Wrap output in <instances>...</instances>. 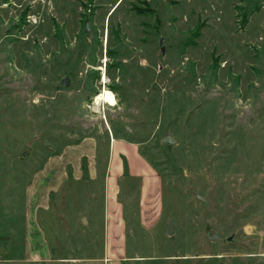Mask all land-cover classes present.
Here are the masks:
<instances>
[{"label":"rangeland","instance_id":"rangeland-1","mask_svg":"<svg viewBox=\"0 0 264 264\" xmlns=\"http://www.w3.org/2000/svg\"><path fill=\"white\" fill-rule=\"evenodd\" d=\"M101 67L112 107L93 104ZM111 133L138 145L162 182L163 217L136 234L139 255L264 264V0H0V259L33 174L90 138L103 177ZM84 181L73 194L100 199L101 179ZM67 197L53 199L58 237L73 218L61 216Z\"/></svg>","mask_w":264,"mask_h":264},{"label":"crops","instance_id":"crops-1","mask_svg":"<svg viewBox=\"0 0 264 264\" xmlns=\"http://www.w3.org/2000/svg\"><path fill=\"white\" fill-rule=\"evenodd\" d=\"M96 147L95 140L85 138L79 145L65 147L50 157L33 174L23 195L18 240L13 239V232L7 235L13 241L0 264H156L159 261L139 255L140 235H136L149 233L163 217L159 175L141 155L138 145L111 133L107 137L108 154L102 177ZM83 158L87 162L86 176ZM99 179L103 185L100 199L88 193L82 200L73 194L75 188L81 187L82 183L85 185L84 180L94 183ZM132 181L137 183L133 195L128 186ZM61 193L68 196L61 202L67 213L61 216L69 213L73 217L69 225L73 226L62 230L58 237L50 231L48 222L55 210L53 199L59 198ZM77 198L82 203L70 212V203ZM134 200L136 210L131 206ZM87 216L88 225L83 227ZM133 217L140 225L137 229L129 225ZM98 218H101V225ZM78 219L83 228L79 229ZM63 249H76V252L86 249L87 254L79 251L76 255L65 256ZM94 249L98 251L94 252Z\"/></svg>","mask_w":264,"mask_h":264},{"label":"water","instance_id":"water-1","mask_svg":"<svg viewBox=\"0 0 264 264\" xmlns=\"http://www.w3.org/2000/svg\"><path fill=\"white\" fill-rule=\"evenodd\" d=\"M71 83V78L69 75H65L64 77H62L59 81V85L63 88H67L69 87ZM163 144H166V145H173L175 143V141L171 138V137H168V136H165L162 141H161ZM173 231H174V228H173V224H172V221L169 220L168 221V224H167V228H166V235L167 236H171L173 234ZM207 237L210 241L212 242H217L220 240V235L217 234V233H208L207 234ZM232 240V237H228L225 239L226 242H230Z\"/></svg>","mask_w":264,"mask_h":264},{"label":"bare ground","instance_id":"bare-ground-1","mask_svg":"<svg viewBox=\"0 0 264 264\" xmlns=\"http://www.w3.org/2000/svg\"><path fill=\"white\" fill-rule=\"evenodd\" d=\"M118 5H119V3L117 4V6ZM117 6H116V8H117ZM115 9L112 12H114ZM105 62H106V60H105ZM100 69H101L102 75H103V78L101 80V84H105V86L102 88V90H100V92L98 94H96L93 97V104L94 105H99V104L102 103V104H105L107 106H111L112 107V106H114L116 104L117 100H116L115 95L111 91H109V89L106 88L107 77L105 75L104 68L101 67ZM113 100H114V103L112 102Z\"/></svg>","mask_w":264,"mask_h":264},{"label":"snow or ice","instance_id":"snow-or-ice-1","mask_svg":"<svg viewBox=\"0 0 264 264\" xmlns=\"http://www.w3.org/2000/svg\"><path fill=\"white\" fill-rule=\"evenodd\" d=\"M112 102L114 103V100Z\"/></svg>","mask_w":264,"mask_h":264}]
</instances>
